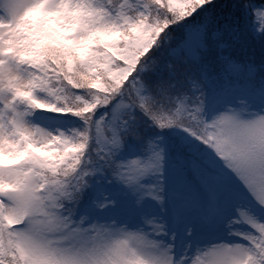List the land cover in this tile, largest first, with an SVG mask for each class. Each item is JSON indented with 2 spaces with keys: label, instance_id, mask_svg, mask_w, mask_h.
<instances>
[{
  "label": "snow or ice",
  "instance_id": "snow-or-ice-1",
  "mask_svg": "<svg viewBox=\"0 0 264 264\" xmlns=\"http://www.w3.org/2000/svg\"><path fill=\"white\" fill-rule=\"evenodd\" d=\"M0 264H264V0H0Z\"/></svg>",
  "mask_w": 264,
  "mask_h": 264
},
{
  "label": "trees",
  "instance_id": "trees-1",
  "mask_svg": "<svg viewBox=\"0 0 264 264\" xmlns=\"http://www.w3.org/2000/svg\"><path fill=\"white\" fill-rule=\"evenodd\" d=\"M254 2L258 4L260 0H254ZM261 56L262 53L260 50L259 42L257 41L256 44L250 50L247 51L245 58L251 59L258 64L261 60Z\"/></svg>",
  "mask_w": 264,
  "mask_h": 264
}]
</instances>
